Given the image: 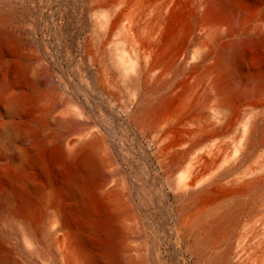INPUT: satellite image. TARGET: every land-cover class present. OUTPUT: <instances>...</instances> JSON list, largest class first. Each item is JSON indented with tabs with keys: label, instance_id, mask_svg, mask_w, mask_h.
Returning <instances> with one entry per match:
<instances>
[{
	"label": "rangeland",
	"instance_id": "374dc122",
	"mask_svg": "<svg viewBox=\"0 0 264 264\" xmlns=\"http://www.w3.org/2000/svg\"><path fill=\"white\" fill-rule=\"evenodd\" d=\"M147 1L157 6L156 0ZM238 1L234 20L230 24L221 20V32L231 25L232 37L244 45L241 70L251 79V91L248 97L234 102L228 126L219 123L211 128L220 145L205 162L209 163L205 169L202 163L197 165L206 174L209 170L221 173L242 156L244 123L258 117L264 127V0ZM110 2L0 0V81L10 82L0 88V129L11 120L7 101L20 91L22 97H28L20 118L42 123L43 135L51 140L41 159L49 167H57L60 174L66 173L65 166H73L65 160L64 144L80 136L96 139L104 156L106 187L119 186L133 207V232L126 241L135 259L133 264H205L206 256H196L188 249L192 235L182 221L176 198L177 182L186 174L195 149H199L195 145L192 154L188 152L196 138L183 142L172 156L162 149L160 136L163 131H171L179 138L188 129L217 121V100L198 97L197 91L191 90L196 88L192 85L196 80H186L190 73L195 76L201 71L194 52L197 45H192L181 71L176 76L169 71L172 85L163 111L145 116L140 102L145 98L146 84L134 86L129 78L136 74L133 45L124 43L127 21L114 22L106 29L102 20ZM156 15L145 10L137 20L144 47L147 27ZM258 25L263 27L262 32H253ZM176 42L170 43L169 55H174ZM167 113L173 114L174 120L168 121ZM247 146L244 164L233 171L232 177L248 168L264 173V140L256 139L254 145ZM5 158L0 145V161ZM40 174L55 178L51 171ZM223 193L215 187L205 204L219 200ZM93 203L100 211L109 209L99 193ZM251 207L250 202L242 212L243 219L231 223L228 235L218 239L215 252H228V264H264V199L257 213L251 214ZM86 248L93 258L99 250H121L122 241L120 237L115 242L105 235H89ZM38 264L51 263L38 260Z\"/></svg>",
	"mask_w": 264,
	"mask_h": 264
},
{
	"label": "bare ground",
	"instance_id": "6f19581e",
	"mask_svg": "<svg viewBox=\"0 0 264 264\" xmlns=\"http://www.w3.org/2000/svg\"><path fill=\"white\" fill-rule=\"evenodd\" d=\"M238 2L156 0L154 7L152 1L147 0H112L105 19L102 18L106 29L114 22L127 21L124 43L133 45L136 74L129 78L134 86L146 84V95L140 105L148 117L163 111L172 85L169 71L176 76L189 59V48L197 45L194 52L201 71L195 76L190 73L186 80H196L192 82L196 88L191 90L197 91L198 97L217 100L218 120L188 129L179 138L171 131L170 134L163 131L160 138L162 149L172 156L186 140L191 137L197 140L187 148L191 153V149L199 147L193 159L188 160L186 174L177 182L176 198L183 213L182 221L192 235L188 249L196 256H206L205 264H228V252H215L219 237L227 236L231 223L243 219L241 215L248 203H252L250 212L254 214L264 199V173L248 168L239 176H231L244 164L247 145H254L256 139L264 140V127L258 117L243 125L244 146L236 162L218 174L210 170L211 174H206L197 167L202 163L205 169L209 164L204 165L205 162H209L208 158L215 155L220 145L214 140L216 133L211 128L219 123L228 126L234 102L251 91V79L241 70L244 45L232 37L231 25L221 32V20L224 18L229 24L234 20ZM145 10L157 15L147 27L148 40L144 47L139 40L137 31L141 28L137 20ZM253 28L255 33L263 30L259 25ZM175 40L177 48L174 55H169L170 43ZM181 41L184 42L179 45ZM9 83L1 80L0 88ZM20 93H13L7 101L6 111L11 120L0 129V145L6 154L5 160L0 161V264H38V260L51 264H133L135 259L126 245L133 232V207L119 186L106 187L102 147L96 139L80 136L64 144L65 160L73 166L68 169L65 166L66 173L62 172V167L63 174L57 167L56 170L49 167L41 154L51 139L43 135L39 120L23 122L20 118L28 100ZM167 114L168 121L174 120L173 114ZM46 171H51L55 178L41 176L40 173ZM215 187L224 193L219 200L205 204ZM98 193L107 200L108 210L100 211L94 205V195ZM97 234L115 242L120 237L122 249L99 250L90 258L86 237Z\"/></svg>",
	"mask_w": 264,
	"mask_h": 264
}]
</instances>
